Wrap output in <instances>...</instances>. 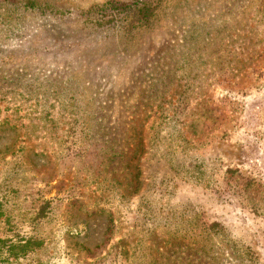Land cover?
Masks as SVG:
<instances>
[{
    "label": "rangeland",
    "instance_id": "374dc122",
    "mask_svg": "<svg viewBox=\"0 0 264 264\" xmlns=\"http://www.w3.org/2000/svg\"><path fill=\"white\" fill-rule=\"evenodd\" d=\"M39 1L0 9V239L30 243L10 264L264 262V0H148L144 26L140 0ZM225 169L261 185L218 194Z\"/></svg>",
    "mask_w": 264,
    "mask_h": 264
},
{
    "label": "trees",
    "instance_id": "16d2710c",
    "mask_svg": "<svg viewBox=\"0 0 264 264\" xmlns=\"http://www.w3.org/2000/svg\"><path fill=\"white\" fill-rule=\"evenodd\" d=\"M0 4H4L7 5L6 9L2 6H0V9H3L5 11L4 15L9 13L10 11H13L14 14H16L17 11H21L22 13H25L24 11H29L32 13H37L38 15L41 16V18H49L50 14L47 12V9H45L46 7H48V5L44 2H41L39 0H0ZM134 4V3H132ZM132 4H123L122 6H124V8L126 10H129L132 8L136 9V19L133 21L134 24H138V26H144V21L149 19L148 17L152 18L154 17V11L155 8L153 7V9H151L150 7V3L148 2V0H140L139 3L134 4L132 6ZM159 5V4H158ZM12 6V7H10ZM113 7H110L108 4L101 6L100 8H96L98 10L95 11V15L100 16V18L102 20H105L103 22H107V24L111 25L112 28L115 27V16L117 14H115V12L119 13L120 9L117 8L116 5H112ZM161 7V6H160ZM89 13V12H88ZM3 15V17H4ZM88 15V14H87ZM96 22H99L100 19H96ZM84 21H89L88 18H85ZM119 26V25H118ZM123 28V26H122ZM78 126L80 127V132L82 133L84 130V123L83 122H79L77 121ZM73 136V135H72ZM171 163H169L168 165H166V170L168 168V179H162L160 182L163 183L165 180H167L168 182H172V179L175 178L179 173L177 169H174V165H170ZM169 166V167H168ZM199 170V169H198ZM166 172V171H165ZM238 169H225V171L222 173V177H219V183L215 182V189H217V193L220 194L221 193V188L223 187V183H225V178L227 176V174H238V176H240L245 182H249L251 183V185H256L259 186L261 185V179L260 178H247V177H243L242 175H240L238 173ZM140 171H138V173L134 176V178L137 182V185L134 187V192H131V194H136L139 192L141 185H142V181L137 180L140 175H139ZM184 173L186 174V170L184 171ZM171 174L173 175V177L171 176ZM194 174L196 175H202V173L195 171ZM206 174V172H205ZM167 175V174H166ZM228 180V179H227ZM226 180V181H227ZM205 181H207L208 185H212V182L208 181L207 178L205 179ZM198 184L199 182L196 181ZM232 182V178L230 179V181H228V183ZM222 183V185L220 184ZM246 185V184H245ZM247 187V186H246ZM236 194H239V192H236ZM221 197H218V199H220ZM52 200H48L46 201V206H49V204H51ZM201 216V214H197L195 213L194 217L192 220H194L197 223H200V219L199 217ZM195 225V223H194ZM199 227L198 225L195 226L194 230H197ZM193 231V229L191 230ZM227 231L226 227L219 221H209V223L206 224V229H205V234L207 235L208 238H211V236H218L222 235L224 237V239L228 240L227 238L230 237L228 231H227V236L225 235V232ZM194 238H199L197 232L193 233ZM35 242H37V240H35ZM229 242V241H228ZM232 242H236V241H232ZM30 243L28 244H20V245H15V244H7V242H5L4 240L0 239V252H2L3 248L6 249V252H8V257H6L5 261H7V263L5 264H10L12 262H10V258H16L19 259V256L17 254H19L20 256L24 257L25 252L28 250ZM235 245V244H233ZM239 248V247H238ZM240 251L243 252L244 256H248L249 258L252 257V255H255L257 261L259 260L260 262V254L259 252H257L256 250L253 251L254 249L252 248L251 245L247 244L246 246L241 245V247L239 248ZM253 251V252H252ZM263 254H264V250H263ZM250 262H253L251 259H249ZM9 262V263H8ZM252 264H264V262L262 263H256L253 262Z\"/></svg>",
    "mask_w": 264,
    "mask_h": 264
}]
</instances>
